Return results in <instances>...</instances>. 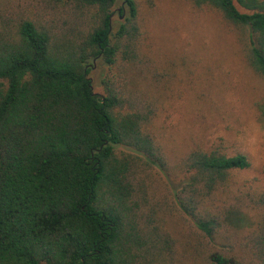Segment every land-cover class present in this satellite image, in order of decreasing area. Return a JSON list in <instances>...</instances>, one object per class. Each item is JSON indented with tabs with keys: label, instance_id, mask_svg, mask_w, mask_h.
<instances>
[{
	"label": "trees",
	"instance_id": "trees-1",
	"mask_svg": "<svg viewBox=\"0 0 264 264\" xmlns=\"http://www.w3.org/2000/svg\"><path fill=\"white\" fill-rule=\"evenodd\" d=\"M157 1L0 0V264H264L249 159L159 140L175 73L146 44ZM183 1L218 14L264 82V0Z\"/></svg>",
	"mask_w": 264,
	"mask_h": 264
},
{
	"label": "rangeland",
	"instance_id": "rangeland-1",
	"mask_svg": "<svg viewBox=\"0 0 264 264\" xmlns=\"http://www.w3.org/2000/svg\"><path fill=\"white\" fill-rule=\"evenodd\" d=\"M118 13L113 17L116 29ZM141 17L150 36L148 50L175 73L158 120L160 132H165L159 140L174 155L195 145L223 143L227 154L250 161V168L239 174L240 182L258 178L264 184V82L245 64L235 35L218 14L198 11L183 0H158L155 9L145 5ZM108 72L101 62L92 68L98 94L104 93ZM181 179L179 174L168 181L179 188ZM234 215V224L251 226L250 214Z\"/></svg>",
	"mask_w": 264,
	"mask_h": 264
}]
</instances>
